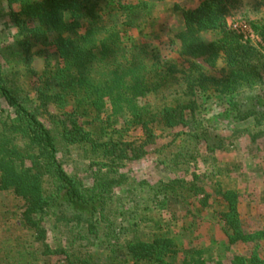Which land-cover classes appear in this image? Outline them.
<instances>
[{
  "label": "trees",
  "instance_id": "1",
  "mask_svg": "<svg viewBox=\"0 0 264 264\" xmlns=\"http://www.w3.org/2000/svg\"><path fill=\"white\" fill-rule=\"evenodd\" d=\"M243 1L176 7L175 61L130 35L163 0H0L14 30L0 32V264H264V227L244 226L228 169L204 163L228 151L208 104L233 122L230 141L264 137V12L231 29ZM38 46L51 53L41 72ZM168 135L153 154L173 177L134 178ZM214 207L224 242L189 247Z\"/></svg>",
  "mask_w": 264,
  "mask_h": 264
},
{
  "label": "rangeland",
  "instance_id": "2",
  "mask_svg": "<svg viewBox=\"0 0 264 264\" xmlns=\"http://www.w3.org/2000/svg\"><path fill=\"white\" fill-rule=\"evenodd\" d=\"M96 4L101 8H105L106 5L110 3L111 0H95ZM200 0H163L162 4L157 6V11L155 14V22L153 27L146 29L140 36L137 35L135 31H132L130 35L137 38L144 43L158 45L161 50V55L167 59H173L176 61L177 56L175 54V48L173 46H166L168 39H174L176 33L183 29L181 16L179 10L175 9L179 7L180 9H192L198 5ZM255 0H244L243 5L237 11L228 18V25L231 29H236L239 31H244L245 34L248 30L246 22L249 20H255L260 18L263 14V10L256 12ZM4 32L3 36L13 34L12 23L3 17L0 20V32ZM247 37V36H246ZM253 45L258 44V40L253 36L248 37ZM162 42V43H161ZM159 43L161 45H159ZM177 43V42H176ZM32 52L35 54L34 58V69L38 72L43 70L46 59L50 57V51L42 47H35ZM208 74L219 77L222 65H219L216 69H209L203 66ZM254 94H260V91L255 90ZM218 104L213 107L208 104V107L215 110L216 118L213 120V130L211 133L213 137L217 134L225 140V144L228 146V151L217 152L216 155L209 156L205 155V150L201 147L200 153L207 156V160L204 163L211 165H218L220 168H227L230 177L235 182L237 188L241 193V205L239 207L240 216L245 227L248 228H261L264 227V137L257 138L255 141H251L250 138L243 134L240 138H232L230 141V135L235 131L233 122L227 124L223 119L218 116L219 109H217ZM245 126V125H243ZM249 124L245 126L247 129ZM251 133L253 129L248 128ZM215 136V135H214ZM172 139L171 135H168L164 139L157 141L155 146H149L145 150L148 155L139 162L134 163L131 166L132 176L134 178L147 180L149 182L153 180L159 181L162 179H170L173 176L170 173L164 171L155 160L154 151L161 146L168 145ZM206 159V157H203ZM199 163L198 167L200 170H204L206 164ZM207 164V165H208ZM71 164L67 163L65 168L71 171ZM2 201V196H0ZM4 200V197H3ZM7 200V198H6ZM218 213L217 207L213 209L206 210L201 216V222L198 223L199 229L196 228V223L193 225V231L195 234L191 235L190 241L193 245L191 246H207L211 245L214 249H218L220 245L224 242V235L221 231V224L219 223V218L216 215ZM198 213L196 212L195 215ZM189 240H181L180 248L190 243ZM188 242V243H187ZM196 246V247H197Z\"/></svg>",
  "mask_w": 264,
  "mask_h": 264
}]
</instances>
